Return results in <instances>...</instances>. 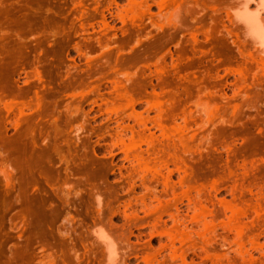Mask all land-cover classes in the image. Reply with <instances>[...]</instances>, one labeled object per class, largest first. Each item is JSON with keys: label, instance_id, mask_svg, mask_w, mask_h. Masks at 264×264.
<instances>
[{"label": "rangeland", "instance_id": "374dc122", "mask_svg": "<svg viewBox=\"0 0 264 264\" xmlns=\"http://www.w3.org/2000/svg\"><path fill=\"white\" fill-rule=\"evenodd\" d=\"M238 1L0 0V264H264Z\"/></svg>", "mask_w": 264, "mask_h": 264}, {"label": "bare ground", "instance_id": "6f19581e", "mask_svg": "<svg viewBox=\"0 0 264 264\" xmlns=\"http://www.w3.org/2000/svg\"><path fill=\"white\" fill-rule=\"evenodd\" d=\"M235 7L236 20L243 24L244 31L264 52V0H239ZM95 235L103 245L108 263H114L117 255L111 238L101 229H98Z\"/></svg>", "mask_w": 264, "mask_h": 264}]
</instances>
